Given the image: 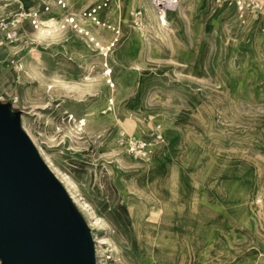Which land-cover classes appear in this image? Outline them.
Here are the masks:
<instances>
[{
  "label": "rangeland",
  "instance_id": "1",
  "mask_svg": "<svg viewBox=\"0 0 264 264\" xmlns=\"http://www.w3.org/2000/svg\"><path fill=\"white\" fill-rule=\"evenodd\" d=\"M133 1L110 0L103 7L102 0H91L81 10L96 12V22L87 19L83 29L78 24L74 29L64 26L49 41L24 28L16 46L6 45L7 56L0 63V103L20 112L21 128L40 149L42 160L70 180L75 198L88 208L84 215L78 211L94 238L104 243L99 245L102 254L96 264H138L139 245L158 253L161 244L167 255H174L171 264H237L250 256L249 264H264V207L249 202L250 196L264 195V71L251 60L252 56L264 59L263 16L249 14L252 20L259 17L258 28L251 30L246 15L234 21L231 5L183 0L178 11L166 15L169 31H159L158 37L146 26L142 41L132 43ZM33 3L40 10L42 3L50 9L53 0ZM82 4L67 0L65 9L53 7L52 13L63 16ZM170 31L172 38L162 40ZM254 35L255 45L250 50L241 46L244 52L234 68H228L231 36L244 44ZM198 38L204 46L194 71L190 52ZM83 77L87 84L74 88L73 81ZM223 77L236 98L235 106L222 98L216 80ZM54 81L58 83L47 90ZM204 100L220 123L218 135L225 149L211 140L209 162L200 152L188 157L192 181L185 169L176 170L178 176L160 172L157 160L167 140H183L181 150L188 140L195 141L189 113ZM84 118L87 123L82 125L78 120ZM184 123L188 133L182 137L169 127ZM158 131L162 140L153 144L147 157L139 159L128 152L125 137L152 142ZM196 131L201 132L198 126ZM197 148L202 150L200 145ZM181 158H168L166 163L178 164ZM205 181L216 200L213 206L206 188L199 186ZM173 209L176 224L166 214ZM217 212L224 223L214 219L207 226ZM195 214L199 220L195 229L191 224L189 230L183 229L186 218ZM218 232H233L235 254L231 255V244L218 245L212 235ZM239 235L252 246L243 237L234 242ZM217 252L229 260L221 261Z\"/></svg>",
  "mask_w": 264,
  "mask_h": 264
},
{
  "label": "water",
  "instance_id": "2",
  "mask_svg": "<svg viewBox=\"0 0 264 264\" xmlns=\"http://www.w3.org/2000/svg\"><path fill=\"white\" fill-rule=\"evenodd\" d=\"M0 103V264H96L90 229Z\"/></svg>",
  "mask_w": 264,
  "mask_h": 264
},
{
  "label": "bare ground",
  "instance_id": "3",
  "mask_svg": "<svg viewBox=\"0 0 264 264\" xmlns=\"http://www.w3.org/2000/svg\"><path fill=\"white\" fill-rule=\"evenodd\" d=\"M83 1V4L82 6L79 8H84V7H87V5L89 4L88 2H90L91 0H82ZM139 1V0H138ZM146 1V0H145ZM138 4V3H137ZM145 10H146V17H147V26L149 29H152L154 32H155V35L159 37V27L157 26L156 24V18H155V15H154V12L152 10V8L149 6L148 2H145ZM124 7L126 6H123V9H125ZM234 10V9H233ZM233 10H229V12H227V14L225 16H228V18L232 17V12ZM50 10H48L47 12H44V13H48ZM244 15H246V19H247V23H251L252 22V18L251 16H249L248 13H245ZM244 15L241 17V19L239 20H243L244 19ZM234 16V15H233ZM236 18L234 19V21L236 22ZM238 19V18H237ZM87 19L85 20H80V23H77L78 24V28L79 29H83L84 27V24L86 23ZM232 24V23H231ZM233 24H235L233 22ZM232 24V25H233ZM56 22H54V20L52 19H48L44 24L42 23V21L40 20V27H38V29L35 32L36 36H38L40 39L42 40H46V41H49V40H52L58 33V30L55 28V27H58V25L56 26ZM244 25V24H243ZM248 25V24H247ZM246 25V26H247ZM76 26V25H75ZM77 27V26H76ZM131 27L133 28V31H135V35L133 38H129L130 41L132 43L136 42V41H142V39L144 38L143 35H141L137 29L134 27V24H133V20L131 21ZM240 27V26H239ZM232 28V27H231ZM244 28V27H243ZM233 29V28H232ZM231 32V31H230ZM255 32V31H254ZM163 33V32H162ZM233 33V31H232ZM86 34V33H85ZM167 35L166 36H162V40H170L173 36V31H170L168 33H166ZM143 36V37H142ZM254 40L256 41L257 40V36L254 35L252 36V38L249 39L250 42H246L244 44H241L243 43L244 41H241L239 40L238 38H234V36L232 37L231 36V40L229 42V45H232V47L230 49H227V52H228V57L226 58V64L228 66V68H234V64H235V61L237 60V58L239 59L240 58V55L242 52V50H240V47L241 46H244L245 50H250L255 44H254ZM145 41V40H144ZM228 45V44H227ZM203 46H204V41L202 40V38H198L196 43L193 45V49L191 50L190 52V62L192 64V69L195 71L197 68L196 66L200 63V57H201V53L203 52ZM246 54V53H245ZM247 55V54H246ZM245 55V56H246ZM251 57V56H250ZM251 60H253L259 67V69L263 70L264 71V59H261L260 57H254L252 56L251 57ZM246 64V62H245ZM227 68V67H226ZM218 69V68H217ZM228 70V69H227ZM260 70V71H261ZM234 75V74H233ZM231 76V75H230ZM197 78V76H195ZM216 78H217V75H216ZM232 78V77H231ZM201 79V78H200ZM55 80V78H54ZM87 80L88 78L86 77H83L82 80L81 79H75L73 81V87L74 88H78V89H81L85 86V84H87ZM217 82V85L220 86V89L222 90L223 92V96L222 98L223 99H226L227 102H228V105L231 107V106H235L236 105V98L234 97V94L231 92L232 90L230 89V85L226 86V78H222V80H216ZM228 82V81H227ZM54 83V84H53ZM52 83V85L48 84L47 85V90H50L51 88H53V86L56 85V81H54ZM210 87V86H209ZM212 90V89H211ZM194 96V95H193ZM201 101V100H200ZM109 102V105L112 104V100H108ZM197 110L200 111V113L197 112ZM222 116L224 118L225 114L222 113ZM189 120L192 124L191 126V130H190V134H191V140H195V144L196 145H200L202 150H199L197 152V149L195 150V153H197V156L199 155V152L201 154H203L204 156H206L208 158V162H209V157L211 156L210 153H212L210 151V148L208 145V141L209 140H217L216 137H218L219 135L216 134L215 132V117L213 116V111H212V108L210 107L208 101L204 100L202 102V104L198 107L196 106H193L191 107L190 109V113H189ZM79 122L82 123V125H85L87 123L86 119H82V120H78ZM76 121V122H78ZM80 124V123H79ZM196 126H198V128L200 129V136L198 135V132L196 131ZM27 134V133H26ZM28 136V135H27ZM125 138H128L130 139L129 137H125ZM199 138V139H198ZM165 139V137H163V140ZM201 140V141H200ZM220 140V139H218ZM32 142V141H31ZM207 143V144H206ZM122 144V142H121ZM124 144V143H123ZM158 144V143H157ZM34 145V144H33ZM155 146V145H154ZM39 156L41 155V151L40 149L36 146L35 147ZM127 155V154H126ZM42 159V158H41ZM140 159V158H139ZM198 161V160H197ZM43 162L46 164V166L48 167V169L52 172V174L55 176V178L57 179V181L63 186V188L65 189L67 195L69 196L70 200L72 201V203H74L73 205L75 206V208L77 210H79L83 215H84V211L87 210L88 208L86 206H84L83 203H81L80 201H78L75 196H74V193L72 191V183L70 182V180L63 174H59L58 172H56L54 169H53V166L51 164L50 161L44 159ZM194 163V162H193ZM198 164V163H197ZM194 166V165H193ZM192 167V166H191ZM147 167H145V170H146ZM156 168V167H155ZM199 168V167H198ZM210 169V168H209ZM207 173V172H206ZM145 174V173H144ZM148 177V176H147ZM146 179V178H145ZM168 183V182H166ZM165 186V185H164ZM167 189V188H166ZM258 193V192H257ZM243 195V194H242ZM241 195V196H242ZM232 196V195H231ZM235 196V195H234ZM244 196V195H243ZM251 198H249V202L250 201H257L258 204H259V207L261 209H263L264 207V195L259 193V194H256V196H250ZM228 198V197H227ZM233 198V197H232ZM232 200V199H231ZM241 200V199H240ZM244 200V199H242ZM248 202V200H247ZM254 203V202H253ZM242 204V203H240ZM256 206V205H255ZM87 208V209H86ZM78 211V212H79ZM79 212V213H80ZM90 214V213H89ZM88 214V215H89ZM91 215V214H90ZM89 215V216H90ZM82 216V215H81ZM84 219V218H83ZM87 224V223H86ZM89 227L91 228L90 224L88 223ZM87 225V226H88ZM93 225H96V224H93ZM89 228V229H90ZM92 228H91V237L93 236L92 239L93 242H94V248H95V256L97 257V260H99V258L101 257V254H102V249L99 245H102L104 244L103 242L101 241H97L95 238H94V234L92 233ZM166 245V244H165ZM168 246V245H167ZM164 244H161L160 247L158 246L159 249V252L156 253H152L150 252L149 248H147L146 250H143L141 245H139V253H138V264H151L152 261L156 262V264H171L173 262V254H170V255H167V253L165 252L164 250ZM149 252H148V251ZM152 251V250H151ZM130 256V254H129Z\"/></svg>",
  "mask_w": 264,
  "mask_h": 264
},
{
  "label": "built area",
  "instance_id": "4",
  "mask_svg": "<svg viewBox=\"0 0 264 264\" xmlns=\"http://www.w3.org/2000/svg\"><path fill=\"white\" fill-rule=\"evenodd\" d=\"M110 0H102L103 7H105ZM149 6L152 8L157 25L161 29H166L167 20L166 15L178 11L182 0H148ZM220 6L222 4L231 5L234 8L235 16L239 19L245 14H261L264 22V0H216ZM65 9L66 0H54L51 5ZM49 7L44 4L42 10H24L17 0H0V33H3L6 41L10 44H15L19 40L18 26L27 20L35 31L40 27V16L47 12ZM133 23L137 31L143 35L146 32V16L143 8L136 7L132 11ZM90 19L96 22V12H83L77 16H68L64 18L63 26L74 29L79 20ZM162 140L159 131L156 132L151 141H138L129 139L125 141L128 152L134 157L144 158L150 154L153 144Z\"/></svg>",
  "mask_w": 264,
  "mask_h": 264
},
{
  "label": "crops",
  "instance_id": "5",
  "mask_svg": "<svg viewBox=\"0 0 264 264\" xmlns=\"http://www.w3.org/2000/svg\"><path fill=\"white\" fill-rule=\"evenodd\" d=\"M18 1V3L21 5V7L24 9V10H40L39 8H36L35 6H34V1H36V0H17ZM44 2H46V0H43ZM183 1V0H182ZM53 2H54V0H53ZM145 2H148V0H135V2L133 1L132 3H131V5H132V11L136 8V7H141V8H143V10H144V13H145V16H146V10H145ZM138 3V4H137ZM44 4L45 3H42V8H43V6H44ZM148 4H149V2H148ZM226 6H227V4H225ZM66 6H67V0H66ZM58 8V7H55V6H52L49 10V12L48 13H42L41 15L42 16H40V20L41 21H43V19L44 18H48V19H54L55 21H56V24L58 25V27H55L57 30H61V29H65V27L63 26V21H64V18H66V17H68V16H77V15H80L81 13H83V12H88V11H85V10H81V9H78V10H75V11H70V13H66V14H64L63 16H59V15H56V14H54V13H52V8ZM58 9H61V8H58ZM42 10V9H41ZM155 15V14H154ZM258 15V14H257ZM42 17V18H41ZM55 18H57V19H59V20H56ZM63 18V19H62ZM155 18H156V16H155ZM259 17L258 16H255L254 18H253V20H252V24L250 25V29L251 30H253V29H255V28H258V26H259V19H258ZM146 19H147V17H146ZM156 20V19H155ZM245 21H246V19H245ZM241 23L243 22V21H240ZM43 23V22H42ZM78 23H80V20L78 21ZM240 23V24H241ZM156 24H157V21H156ZM56 25V26H57ZM146 26H147V22H146ZM158 27H159V25H157ZM135 27V26H134ZM24 28H27V29H31V30H33L32 29V27L30 26V24H29V22L27 21V20H25V21H23L19 26H18V28H17V31H18V33L20 34L19 35V40L20 39H22V32H23V30H24ZM170 30V27H169V25H167V27H166V29H161L160 27H159V31H163V32H166V31H169ZM20 31V32H19ZM6 45H12V46H16L17 45V42L15 43V44H10V43H8L7 41H6V39H5V37H4V35H3V33H0V63L3 61V59L7 56L6 55V50H7V47H6ZM156 113H157V111H156ZM158 117H159V119L162 117V116H159L158 115ZM162 119H163V117H162ZM186 123V122H185ZM185 123L184 124H178V126L177 127H175L174 125V127H172L171 125H169V127L173 130V133L175 134V132H174V130H179V132H180V136L182 137L183 136V133H188L187 131H186V129H185ZM215 132H216V134L218 135L219 134V129L221 130V128H220V123H218L217 121H215ZM166 132H168V130L166 129L165 131H164V133H166ZM177 134V133H176ZM219 137V139H220V137H221V135H219L218 136ZM187 141V140H186ZM214 142H218L217 143V145L218 146H220V148H222V149H225L224 148V145H223V140H214ZM183 143V140H167V144H166V146H164L163 148H162V150L160 151L161 152V154L162 155H160L159 156V160H157V165L159 166V168H160V172H164V174H165V172L166 171H169L168 172V174H172V172H174V174H176L177 176H178V174H177V172H176V170L178 171V172H180L181 170H183L184 171V169L186 170V173H187V176L191 179V173H189V172H192V171H190V170H188V167H187V163H188V157H192L193 156V153L195 152V150H196V148H197V145L195 144V142H191L190 140H188L187 141V143H186V147H183V150H181L180 149V146H181V144ZM207 143H209L207 146H209L211 143H212V141L211 140H209ZM206 143V144H207ZM181 151V152H180ZM179 153H181L180 155H178ZM177 156H182V158L180 159V162L177 164V163H175V161H173L172 160V162H170V163H166L167 161V159L168 158H170V159H174V158H176ZM216 167H217V165L215 164L214 165V167H213V170H215L216 169ZM185 172V171H184ZM169 175V176H170ZM191 181H192V179H191ZM146 182V181H145ZM207 181H205V182H201V184H199V186L201 187V188H206V185H207ZM147 188V183H146V186L144 187V190L143 191H145V189ZM206 190H207V188H206ZM205 195H206V197H207V199H208V203H209V205L210 206H213V205H215V202H216V200L214 199V194L213 193H211L209 190H207L206 191V193H205ZM201 196V192H200V190H197V192H196V197H200ZM146 197V196H145ZM213 198L212 200H210V198ZM145 208V207H144ZM173 213H166L167 215H169V218L170 219H172V224H176V217H177V212H176V209H173V210H171ZM166 214H164L165 216H162V215H160L159 214V217L161 218V219H163L164 217H166ZM222 216V215H221ZM214 219H216L217 221L219 220V222H220V224H223L224 223V221L223 220H221V219H219V217H218V212H217V216H216V218H211V220L210 221H207V226L208 225H210V224H212V223H214ZM198 221L199 220H197V215L195 214V215H192L190 218H186V220L183 222V226H182V228L183 229H188L189 230V224H191V226H192V230L193 229H195V227L197 226V223H198ZM234 226H235V223H234ZM174 227H175V225H174ZM220 230H222V228L220 229ZM221 232V231H220ZM220 232H218V233H213L212 235H215V237H216V240L218 241V245L220 244V243H225V244H231V246L230 247H232L231 249H232V251H231V255H233V254H235V252H237L238 250H237V248H235V246H236V243H232L231 242V238H232V235H233V232H222V233H224L223 235L222 234H219ZM224 235H227L228 236V238L226 239V240H228V241H224L225 240V236ZM238 237H239V239H238ZM235 236V238H233V240H234V242H236L237 240H242L243 238H244V236L242 235H239V236ZM243 237V238H242ZM247 237V236H246ZM241 238V239H240ZM244 240H246V243H247V245H249V246H252L250 243H249V240L248 239H246V238H244ZM222 249L223 250H225L226 249V247L225 246H222ZM233 252V253H232ZM220 255L221 257H222V259H220L221 261H223V262H226V261H228L229 259H224L223 257V254L221 253V252H217V254H216V256L217 255ZM249 256V255H248ZM251 257V256H250ZM250 257H243V259L242 260H240L239 261V263H237V264H249V261H251L252 259L250 258ZM219 260V261H220Z\"/></svg>",
  "mask_w": 264,
  "mask_h": 264
}]
</instances>
